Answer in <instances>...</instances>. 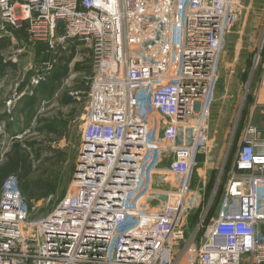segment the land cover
<instances>
[{"label": "built area", "instance_id": "1", "mask_svg": "<svg viewBox=\"0 0 264 264\" xmlns=\"http://www.w3.org/2000/svg\"><path fill=\"white\" fill-rule=\"evenodd\" d=\"M241 11L239 0H0V37L80 48L90 68L76 176L43 215L54 195L29 205L17 176L4 180L0 264H264V128L253 120L264 103L244 117L220 193L224 168L211 184L198 161ZM263 53L264 39L252 71L264 73Z\"/></svg>", "mask_w": 264, "mask_h": 264}, {"label": "rangeland", "instance_id": "2", "mask_svg": "<svg viewBox=\"0 0 264 264\" xmlns=\"http://www.w3.org/2000/svg\"><path fill=\"white\" fill-rule=\"evenodd\" d=\"M239 2L242 11L226 35L211 106L208 128L210 148L207 153L198 156L200 164L205 159L206 169L212 168L211 184L216 182L218 176L215 175L224 168L216 193L224 187L227 173L231 170L234 154L240 143V135L245 126L244 117L252 96H257L259 93L264 96V73L260 68L252 71L254 53L264 39V0H239ZM26 36L25 33H14L5 45L6 50L2 52L6 59L16 64V67L0 78V102L13 99V95L16 97L15 94H19L24 86H29V92L30 89L41 84L49 85L53 89L54 71L62 67L65 62L68 68V74L58 80L61 86L57 91L51 92L55 100L41 110L38 120L33 123L25 136L17 139L35 144L32 148L28 147L34 158L32 177L36 178L42 174L56 186L54 199L50 204L42 207L38 214L43 215L53 208L72 179V168L78 156L81 136L80 116L85 104V91L81 90L80 86L88 87L90 68L86 51L81 49L83 52H80L77 50L80 48L74 49L69 45L65 53H51L44 45L33 44ZM62 57L65 60L61 63ZM48 62L52 64L50 69H47ZM35 80L38 82L36 83ZM67 95L75 100L71 107L59 105L57 101ZM254 117L256 125L261 129L264 128V116L257 112ZM50 123L57 131L52 133L47 131L46 125ZM36 149L40 151L38 158L34 154ZM227 154L229 156H226ZM207 174H210L209 170ZM196 184L195 179L192 180V188ZM213 188L212 186L209 192ZM189 220L191 224L196 221L195 211L190 212Z\"/></svg>", "mask_w": 264, "mask_h": 264}, {"label": "crops", "instance_id": "3", "mask_svg": "<svg viewBox=\"0 0 264 264\" xmlns=\"http://www.w3.org/2000/svg\"><path fill=\"white\" fill-rule=\"evenodd\" d=\"M14 33L20 34L24 32L19 31ZM10 36L11 35L9 36L4 35L0 37V45L4 44L2 47H0V57L2 58L0 62V78L6 76L9 71L13 70L16 67V64L12 62L10 59H6L5 55L2 53L3 50H6L5 45L6 43L8 44V42L10 41ZM39 45L43 46V44H39ZM28 87L29 86L22 87L20 89L19 96L15 97L13 95V100L11 101L10 105H7L6 100H2L0 102V164L4 160L5 153L10 149L12 145L11 143H13L12 140H14L15 142L18 141L17 139H21L22 137H24L25 134L33 126V123L38 120L41 110L46 105L47 106L50 105V103L55 100L52 98V93H51L53 89L49 85L41 84L39 86L30 89V92L28 90ZM23 90H25V92H23ZM57 90L58 89L56 90L54 89V91ZM256 100L264 103V96H261L260 93L257 96H252V99L248 105V111H246L245 116L249 114L251 110V104ZM57 103L61 106H68V107H71L72 105V104L63 103L62 98L59 99ZM211 110L209 116L210 119H211ZM259 114H261V112H259ZM46 126H48L47 131L50 132L53 125L50 123L47 124ZM50 133H52V131ZM79 144H78V149H79ZM200 155L202 156V154ZM204 161L205 159L201 161V164L204 163ZM72 170L74 171V168H72ZM211 171L212 168L210 172Z\"/></svg>", "mask_w": 264, "mask_h": 264}, {"label": "trees", "instance_id": "4", "mask_svg": "<svg viewBox=\"0 0 264 264\" xmlns=\"http://www.w3.org/2000/svg\"><path fill=\"white\" fill-rule=\"evenodd\" d=\"M3 45H0V47ZM1 59L2 58L0 57V62ZM60 60L62 63L65 59L62 57ZM63 64L62 67L57 68L52 75L53 90L60 87L61 84H58V80H61L68 74L66 62ZM80 89L86 92L88 87L80 86ZM62 99L63 103L67 104H73L75 101L70 95L64 96ZM51 131H56V128L52 126L50 132ZM34 145V143L30 142H13L10 149L5 153L3 162L0 164V189L4 180L9 175H16L19 188L29 205H32V203L38 202L49 195H53L56 189L55 184L47 178H44V175L40 174V176L36 178L32 177L34 158L28 147L32 148ZM34 154H36V157L38 158V156H40V151L36 149ZM221 190L222 188H220L219 193Z\"/></svg>", "mask_w": 264, "mask_h": 264}, {"label": "water", "instance_id": "5", "mask_svg": "<svg viewBox=\"0 0 264 264\" xmlns=\"http://www.w3.org/2000/svg\"><path fill=\"white\" fill-rule=\"evenodd\" d=\"M77 163H78V159H76V161H75V166H74V171H73V176L74 177L76 176L75 171H76V168H77ZM62 197H63V195L60 198H62Z\"/></svg>", "mask_w": 264, "mask_h": 264}]
</instances>
